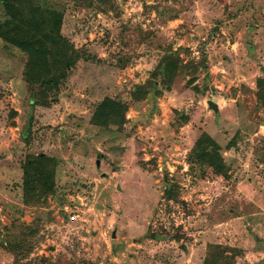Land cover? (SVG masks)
Wrapping results in <instances>:
<instances>
[{
  "label": "rangeland",
  "instance_id": "1",
  "mask_svg": "<svg viewBox=\"0 0 264 264\" xmlns=\"http://www.w3.org/2000/svg\"><path fill=\"white\" fill-rule=\"evenodd\" d=\"M45 1L78 59L39 90L0 38V264H203L208 243L264 264V0ZM163 60L169 90L135 101L153 73L163 89ZM106 96L127 110L97 127ZM202 133L226 176L191 162ZM37 154L54 159L55 187L27 202L22 165Z\"/></svg>",
  "mask_w": 264,
  "mask_h": 264
},
{
  "label": "trees",
  "instance_id": "2",
  "mask_svg": "<svg viewBox=\"0 0 264 264\" xmlns=\"http://www.w3.org/2000/svg\"><path fill=\"white\" fill-rule=\"evenodd\" d=\"M0 2L4 15L0 20V38L27 55L25 80L29 85H38L39 90L45 86L53 87V91L58 90L59 82L65 72L72 68L78 59L74 46L61 35L63 15L50 7L45 0H0ZM165 61L163 60V69L159 73L164 75L160 84V87L164 86L163 89L157 88L156 73H153V78L145 84L136 85L131 91L135 101L148 93L158 96L164 89L169 90L170 85L168 86L167 83L173 78L170 75H173L169 68L171 63L168 66ZM256 88L258 104L264 107V78L257 79ZM126 110L125 102L106 96L96 105L90 123L103 128H108L110 123L115 121L123 123ZM183 124H186V118L181 116L174 122L173 127ZM26 138L28 143V135ZM190 156L191 162L195 161L204 168V171L226 176L219 146L208 134L202 133L197 138L190 150ZM51 162H54V159L42 154L25 158L22 165L25 201L35 198L34 194L45 196L53 192L54 170ZM167 193L166 198H170L172 191L168 189ZM151 236L147 237L152 238ZM240 253L239 249L208 243L203 264H235L236 255Z\"/></svg>",
  "mask_w": 264,
  "mask_h": 264
},
{
  "label": "water",
  "instance_id": "3",
  "mask_svg": "<svg viewBox=\"0 0 264 264\" xmlns=\"http://www.w3.org/2000/svg\"><path fill=\"white\" fill-rule=\"evenodd\" d=\"M215 101H216L215 99L208 101V105L214 112H217L218 107H217V103ZM97 165H98V163H97Z\"/></svg>",
  "mask_w": 264,
  "mask_h": 264
}]
</instances>
